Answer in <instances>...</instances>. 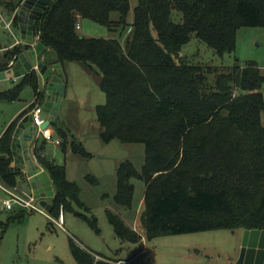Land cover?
Returning <instances> with one entry per match:
<instances>
[{"label":"trees","instance_id":"obj_1","mask_svg":"<svg viewBox=\"0 0 264 264\" xmlns=\"http://www.w3.org/2000/svg\"><path fill=\"white\" fill-rule=\"evenodd\" d=\"M22 1L2 3L13 14ZM130 10V0H51L33 27L45 47L56 53L54 59L47 55L49 60L63 66L82 62L101 75L106 101L95 110L103 139L145 145L140 171L129 160L119 165L116 203L129 207L134 194L131 179L144 181L140 222L148 239L216 229H264V68L247 63L224 71L180 54L193 34L220 57L233 53L239 28L264 27V0H137L132 20ZM174 10L182 14V22L173 20ZM83 18L110 31L119 26L128 30L125 43L81 35ZM13 25L18 26L17 15ZM21 51L17 45L8 52L0 70ZM26 85L37 99L43 98L38 75L32 72L13 88L0 90V101L19 100ZM16 124L17 120L10 123L0 137V184L8 190L27 181L13 165ZM52 126L66 152L67 125ZM70 148L88 155L75 140ZM32 150L51 177V212L56 210L59 217L61 206L66 210L71 201L80 202V188L66 178L65 166L50 158L45 143L37 139ZM14 212L10 221L27 214L24 208ZM107 214L118 237L142 238L118 215L110 210ZM84 218L99 232L96 219ZM70 248L79 264H101L96 260L101 254L72 239Z\"/></svg>","mask_w":264,"mask_h":264},{"label":"rangeland","instance_id":"obj_2","mask_svg":"<svg viewBox=\"0 0 264 264\" xmlns=\"http://www.w3.org/2000/svg\"><path fill=\"white\" fill-rule=\"evenodd\" d=\"M2 1L6 0H0V15L7 20L10 12ZM136 2L130 0V20L133 19ZM19 7L14 12L15 16ZM172 18L175 22L183 21L182 14L176 10ZM79 27L78 32L83 36L117 38L122 44L128 35V30L122 31L120 26L116 31H110L106 26L84 18L80 19ZM5 28H0V48L15 41ZM236 39V50L220 57L193 34L191 40L183 45L180 54L193 63L210 65L224 71L247 63H256L264 68V27H241ZM19 45L23 48L24 43ZM16 46L0 52V59ZM49 54L56 55L54 51ZM57 66L56 73L61 70L66 78L67 88L59 114L65 120L70 141L66 152L59 144L45 141L43 136L38 141L45 143L46 152L51 158L65 166L66 178L78 184L80 202L71 201L66 210L61 206L59 217L56 210L43 213L24 208L27 213L24 217L10 221V216H14V211L20 207L15 206L14 210L3 207L2 201L10 196L0 186V264H79L70 248L71 239L79 247L101 254H96V260L101 264H236L243 235L240 229H216L151 239L146 237L140 222L146 189L144 181L131 179L134 194L129 207H123L115 201L119 165L129 160L140 171L145 161V145L123 143L118 138L105 141L102 137L104 129L99 126L95 110L96 105L106 101V94L100 88L101 75L82 62H67L64 66L59 63ZM210 77L213 79L214 75ZM40 80L43 98H36L34 106L41 105L44 108L43 117L48 119L52 103L45 101L43 81ZM18 82V79L14 83L10 79L0 80V90L13 88ZM262 91L264 94V83ZM34 95V89L26 85L19 100L0 101V132L11 114L20 106L29 105ZM261 119L264 125V113ZM73 140L88 155L72 152L70 142ZM20 184L21 191L11 192L27 198L32 193L30 185L24 180ZM108 210L118 215L142 238L139 241H128L118 237L108 218ZM84 215L97 220L99 232L92 228Z\"/></svg>","mask_w":264,"mask_h":264},{"label":"water","instance_id":"obj_3","mask_svg":"<svg viewBox=\"0 0 264 264\" xmlns=\"http://www.w3.org/2000/svg\"><path fill=\"white\" fill-rule=\"evenodd\" d=\"M51 0H23L17 17L21 38L26 41L34 35V23L43 14ZM35 43H25L22 51L9 61L8 68L0 70V80L19 81L29 73L36 72L43 81L42 89L45 101L52 103L49 118L41 125L46 128L50 123H61L60 105L65 93L63 76L56 73L59 63L47 58L49 49L38 37ZM22 44V43H21ZM44 110V108H43ZM32 113L26 114L18 122L12 139L14 167L25 170L32 194L48 212L53 209L49 198L55 190L49 173L36 163L31 153L30 144L35 141L37 126L33 124ZM236 264H264V229H244L241 252Z\"/></svg>","mask_w":264,"mask_h":264},{"label":"built area","instance_id":"obj_4","mask_svg":"<svg viewBox=\"0 0 264 264\" xmlns=\"http://www.w3.org/2000/svg\"><path fill=\"white\" fill-rule=\"evenodd\" d=\"M16 14V13H15ZM15 14L11 20H6L2 16L0 17V27H7L9 29L13 26V19L15 17ZM29 113H32L33 115V124L37 126V131L34 136L35 141L40 137L43 136L45 140L55 142L56 144H60L62 139L56 135L54 129L52 128V123H50L46 128H41V125L45 122L46 118L43 117V107L41 105L34 106ZM36 160V158H35ZM1 185V184H0ZM2 186V185H1ZM2 188L5 189V191L9 194L8 199H4L2 201L3 207L7 210L14 209L15 206L20 208H27L30 211L37 210L43 213H46L47 210L40 205L39 201L34 198L33 194L27 195V198L21 197L17 194L12 193V190L6 189L4 186ZM61 224V222H60Z\"/></svg>","mask_w":264,"mask_h":264},{"label":"crops","instance_id":"obj_5","mask_svg":"<svg viewBox=\"0 0 264 264\" xmlns=\"http://www.w3.org/2000/svg\"><path fill=\"white\" fill-rule=\"evenodd\" d=\"M1 16V15H0ZM13 16H14V13L13 14H11L10 13V16H9V18L7 19V21L8 20H11L12 18H13ZM4 27V26H3ZM0 28H2V27H0ZM80 28V27H79ZM81 28H83V25L81 26ZM5 29H7L8 30V32H10L11 33V35L13 36V38L15 39V41L13 42V43H10V44H8V45H6V46H4V47H2V48H0V52H5V50H7L8 48H10V47H13L14 45H19V44H21V43H35V42H37L39 39H38V36L37 35H33V36H31V37H28V39L26 40V41H23L22 40V38H21V36H20V34L18 33L19 31H20V29H19V25L18 26H12V28L11 29H9V28H5ZM17 30H18V32H17ZM6 56H7V54L5 53L4 54V57H3V59H0V63L2 64V63H5L6 62ZM48 56L50 57V58H52V59H54L55 58V55H51V54H48ZM60 74H62L61 73V70H60V72H59ZM62 76H63V74H62ZM39 80L41 79V77L39 76V78H38ZM13 83L15 82V80H11ZM63 81H64V83H65V88H67V86H66V78H65V76H63ZM40 82H42V79L40 80ZM1 83H3V82H1ZM10 89V88H9ZM7 90V89H6ZM34 100L29 104V105H23V106H20L19 108H17L12 114H11V116L9 117V119H8V121H7V123H6V126L4 127V129H2V131L0 132V137L2 136V134H3V132L5 131V129L8 127V125L10 124V123H12L13 121H16L17 120V124H18V122L21 120V118L22 117H24L26 114H28L30 111H28L29 110V107H30V105L31 104H35L36 103V96L34 95ZM66 97V96H65ZM16 101V100H15ZM11 102H14V101H11ZM62 105H63V103L61 102V105H60V109H59V113H61L60 112V110H61V107H62ZM26 111H28L26 114H24V115H22L24 112H26ZM62 116V115H61ZM47 119V118H46ZM61 119H62V117H61ZM63 120V119H62ZM63 122H64V124H65V120H63ZM17 124H16V126H17ZM52 128H53V126H52ZM54 129V128H53ZM54 131H55V129H54ZM30 148H31V153H32V155H33V150H32V147H33V142L30 144ZM48 154V153H47ZM33 157L35 158V156L33 155ZM51 158V157H50ZM36 163L38 164V165H40L41 166V164L36 160ZM13 165H14V161H13ZM24 173H25V170L23 169L22 170ZM26 177H27V175H26ZM28 178V177H27ZM28 182V181H27ZM20 183V182H19ZM29 184V183H28ZM1 186V185H0ZM2 187V186H1ZM31 188V187H30ZM13 190H19V191H21L22 189H21V184L20 185H18L17 186V188L16 189H13Z\"/></svg>","mask_w":264,"mask_h":264}]
</instances>
